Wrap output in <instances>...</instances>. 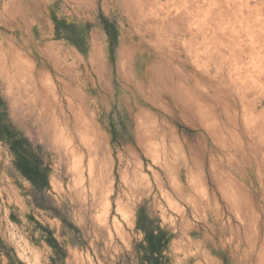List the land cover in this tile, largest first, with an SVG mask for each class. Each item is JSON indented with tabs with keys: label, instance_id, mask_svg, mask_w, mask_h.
I'll list each match as a JSON object with an SVG mask.
<instances>
[{
	"label": "rangeland",
	"instance_id": "obj_1",
	"mask_svg": "<svg viewBox=\"0 0 264 264\" xmlns=\"http://www.w3.org/2000/svg\"><path fill=\"white\" fill-rule=\"evenodd\" d=\"M139 206L170 264H264V0H0L2 236L52 264L39 221L58 264H117Z\"/></svg>",
	"mask_w": 264,
	"mask_h": 264
},
{
	"label": "trees",
	"instance_id": "obj_2",
	"mask_svg": "<svg viewBox=\"0 0 264 264\" xmlns=\"http://www.w3.org/2000/svg\"><path fill=\"white\" fill-rule=\"evenodd\" d=\"M64 26L71 28V24H64ZM16 153V168L24 178L31 181L34 191L42 192L48 189V169L43 167L38 160H34L26 150H17ZM11 218L18 221L15 214H11ZM36 227L43 232L42 237L53 249L52 264H58V260L66 255L64 247L54 236V231L48 226L37 221ZM136 230L142 233V239L135 244L134 252L127 257L121 255L117 264L171 263L169 252L175 237L172 229L162 225L160 219L152 216L144 206H139L136 212ZM0 264H26L17 256L14 247L2 236L1 232Z\"/></svg>",
	"mask_w": 264,
	"mask_h": 264
}]
</instances>
